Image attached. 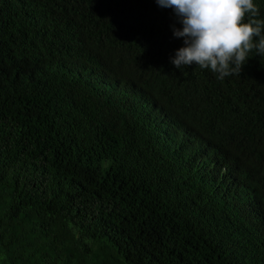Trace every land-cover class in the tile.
I'll return each instance as SVG.
<instances>
[{
  "label": "trees",
  "instance_id": "trees-1",
  "mask_svg": "<svg viewBox=\"0 0 264 264\" xmlns=\"http://www.w3.org/2000/svg\"><path fill=\"white\" fill-rule=\"evenodd\" d=\"M175 28L156 0H0V264H264V55L177 69Z\"/></svg>",
  "mask_w": 264,
  "mask_h": 264
},
{
  "label": "clouds",
  "instance_id": "clouds-1",
  "mask_svg": "<svg viewBox=\"0 0 264 264\" xmlns=\"http://www.w3.org/2000/svg\"><path fill=\"white\" fill-rule=\"evenodd\" d=\"M174 9L183 37L171 63L175 68L198 65L218 74V79L240 74L254 49L264 55V19L254 0H156Z\"/></svg>",
  "mask_w": 264,
  "mask_h": 264
}]
</instances>
